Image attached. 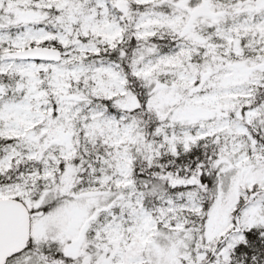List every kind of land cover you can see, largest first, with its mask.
<instances>
[{
  "label": "snow or ice",
  "instance_id": "6c2138e0",
  "mask_svg": "<svg viewBox=\"0 0 264 264\" xmlns=\"http://www.w3.org/2000/svg\"><path fill=\"white\" fill-rule=\"evenodd\" d=\"M0 264H264V0H0Z\"/></svg>",
  "mask_w": 264,
  "mask_h": 264
}]
</instances>
